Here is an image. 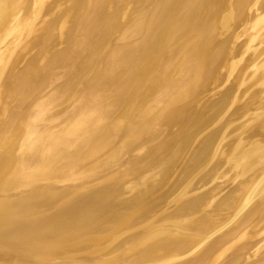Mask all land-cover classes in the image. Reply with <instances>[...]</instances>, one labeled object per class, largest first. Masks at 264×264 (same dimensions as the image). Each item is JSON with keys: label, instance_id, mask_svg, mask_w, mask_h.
<instances>
[{"label": "bare ground", "instance_id": "obj_1", "mask_svg": "<svg viewBox=\"0 0 264 264\" xmlns=\"http://www.w3.org/2000/svg\"><path fill=\"white\" fill-rule=\"evenodd\" d=\"M0 264H264V0H0Z\"/></svg>", "mask_w": 264, "mask_h": 264}]
</instances>
